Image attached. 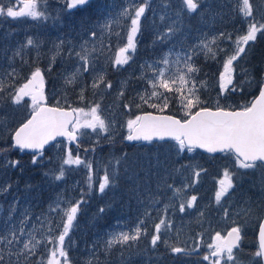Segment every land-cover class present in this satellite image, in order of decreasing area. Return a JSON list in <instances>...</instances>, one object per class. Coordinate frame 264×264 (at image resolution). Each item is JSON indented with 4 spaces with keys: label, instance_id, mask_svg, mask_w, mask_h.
<instances>
[{
    "label": "snow or ice",
    "instance_id": "snow-or-ice-1",
    "mask_svg": "<svg viewBox=\"0 0 264 264\" xmlns=\"http://www.w3.org/2000/svg\"><path fill=\"white\" fill-rule=\"evenodd\" d=\"M90 3L91 0H64V7L71 11ZM238 3L239 7L234 10L245 20L246 31L235 40L231 33L220 32L211 37L202 34L203 38L194 45L181 44L180 47L185 49L184 51L174 52L173 49L177 45L173 44L159 58L141 65L142 73L139 79L146 80L149 87L137 93L138 103L135 107L140 109L147 105L156 112H143L129 118L125 125L127 134L122 137L129 142L156 143L160 146L171 141L173 143L168 144V149L176 156L202 149L207 153H222L231 157L232 167H225L222 170V178L218 180V188L214 195V203L222 210L223 218L230 220L231 226L223 234L215 231L211 242L207 243L209 251L202 255V259L208 264H244L243 242L247 236V222L251 217L256 220L258 248L250 254L248 264H264V76L257 79L251 69L241 67V79L236 80L237 62L246 55V48L250 42L257 40L258 34L264 36V11L257 18L254 0H238ZM46 5L47 0H0V17L47 20L49 16ZM161 7L172 10L175 19L167 17L171 23L165 24L163 30L155 29L153 46L164 45L173 40L180 31L181 16L192 13L199 15L211 6L206 0H179L177 4H172L171 0H162ZM150 10L152 15H156L151 0H128L116 16H109L103 24L87 29L77 42L59 40L54 45L56 55H60L63 49L66 55L76 62L73 70L64 77L65 87L79 83V99L83 101L87 87L83 82V76L84 73H91V88L94 95L112 89L113 84L107 79L106 71L103 68L97 70L96 65L105 49H111L110 41L113 36L126 41L122 46H118L116 55L111 60L113 69L128 65L133 60L137 52L138 37H142L145 31L142 20L147 19L146 13ZM159 19L165 21L166 12L161 14ZM121 21L126 23L122 25ZM114 25L121 30H115ZM121 31L125 33L123 37ZM225 39L232 41L234 47L231 51L220 47L218 41ZM39 47L37 41L28 37L26 43L13 53L12 59L20 57L22 62L27 63L23 57L24 48ZM201 53L210 59H216L218 55L223 54L222 71L218 80L220 95L244 92L245 87L252 85L257 86L258 95L239 107L222 106L219 98L216 99L214 107L207 106V101L200 96V88L207 87V82L197 81L196 76L200 73V68L193 60L194 56ZM39 55L37 52V59ZM56 55H53L49 62L47 69L49 72L52 70L51 64L55 61ZM173 56L175 60L172 59ZM148 73H151V76L147 75ZM5 75L11 79L6 83L0 78V104L7 102L13 106L26 108L28 115L24 121L12 127L6 108L0 109V138L6 134L11 140L7 148H0L2 158L0 167L21 168L20 160L7 157L6 154L11 149L32 151L31 163L38 164L45 156L46 146L51 145L54 148L59 146L58 137L66 138L69 144L75 142L79 149L82 144L81 137L89 135V132L83 130H91V133L95 134L96 146L99 145L101 137L109 140L113 138L114 122L103 116L100 102L91 103L87 108L71 105L65 107L59 100L50 105L45 94V74L39 66H36L24 82L18 85L15 83L18 78L15 68ZM125 85L126 82L116 93L121 100L125 95ZM172 98L178 99L185 118L165 114ZM123 107L129 112L132 110L130 104H124ZM89 151L94 152L95 146L84 148L85 153ZM126 160L127 154H124L123 158H113L109 162L111 172L105 167L103 176L94 184L93 163L82 159L78 152L74 156L71 148L66 147L59 166L45 175H51L54 181H63L66 177V166H83L87 169L88 193L95 190L99 195L106 196L118 187L121 179L120 170ZM165 171L166 176L160 178L155 191L148 188L139 193L142 202L147 204L143 218L138 219L131 232L119 231L109 234V238L104 242L105 253L110 252L116 245L130 248L142 236H148L146 220L152 215L148 208H155L161 204L162 196L168 203H164L159 209L158 219L152 224L151 247L157 249L158 245L162 244L168 253L177 257L200 251L203 233H198L194 238L196 247L193 248L172 242L171 234L174 233L178 239L182 230L174 229L169 209L175 208L172 201L177 199L179 203L177 210L181 214L196 206L197 196L185 197L184 194L187 189L199 183L201 174L207 170L199 165L180 164L179 167L173 165ZM185 171L190 173V182L183 183L180 187L168 182V177L174 175H180L188 181L189 177L185 175ZM253 177L256 179L253 180ZM130 180L134 185L133 192H136L135 173ZM245 180L250 181L251 189L255 190L258 196L255 200L241 198L234 201L233 198ZM11 188L12 184L0 185V194L7 193ZM168 191H171V196L167 195ZM86 195L83 190L80 198L75 200L59 195L48 205L46 212H41L34 218L31 211L25 209L18 221L12 220L16 204L19 203L14 202L9 207L8 222L0 230V264H72L68 255V248L72 244L70 233L79 226L78 217L84 213L83 206L88 202ZM230 201L232 203H229ZM110 206L106 204L99 207L96 215L105 213ZM200 216L203 217L204 213L200 212ZM33 219L35 223L32 222ZM47 245L52 247L48 248ZM42 246L46 255L41 252ZM86 264H99L95 246L92 257Z\"/></svg>",
    "mask_w": 264,
    "mask_h": 264
},
{
    "label": "rangeland",
    "instance_id": "rangeland-1",
    "mask_svg": "<svg viewBox=\"0 0 264 264\" xmlns=\"http://www.w3.org/2000/svg\"><path fill=\"white\" fill-rule=\"evenodd\" d=\"M151 2L156 15H152L150 10L146 13L147 19L142 20L145 31L142 37H138L137 52L133 60L128 65L113 69L111 60L115 57L118 46H122L126 42L124 39L118 40L113 36L110 41L111 49H105L96 65L97 70L103 68L106 71L107 79L112 82L113 87L106 92H97L94 95L91 88L92 74L84 73L83 82L87 87L83 101L79 99V83L67 87L64 85V77L75 67V60L70 59L63 49L60 55H56L54 45L59 40L77 42L80 37L84 36L87 29L103 24L109 16H116L121 8L128 3V0H91L89 5L71 11L64 7V0H47L46 11L49 16L47 20H32L27 17L17 19L0 17V78L7 83L11 78L5 74L10 72L12 68L18 72V78L15 81L17 85L23 83L25 78L29 76L34 69L32 68L33 65L27 67V64L22 62L20 57L13 60L12 55L21 45L26 43L28 37H32L39 43L40 47L39 49L24 48L23 57L29 64L38 61L37 66L44 71L45 94L48 96V103L53 105L59 100L65 107L71 105L72 107L87 108L91 103L100 102L103 116L114 122L113 138L111 140L104 137L99 138L98 146H96L95 134L91 133V130H83L89 132V135L81 137L82 144L79 149L74 144H69L67 140H60L59 146L50 147L46 150L45 156L36 165L31 163L33 154L8 152L6 155L9 159L21 161V168L0 167V185L12 184V188L7 193L0 194V230L8 222L9 207L16 201L19 203L16 204V212L12 216L13 221H18L25 209H29L34 218L39 216L41 212L47 211L48 205L59 195L75 200L80 198L81 190L87 194L85 198L88 202L83 206L85 211L78 217L79 226L70 233L72 244L68 248V255L72 264H86V261L92 257L94 246L99 264H208L202 259V255L209 251L206 247L207 243L211 242L215 231H220L223 234L231 226L230 220L223 218L222 210L214 203V195L218 188V180L222 178V170L225 167H232L231 157L222 153L211 156L198 150L176 156L174 152L168 149V144L173 142L165 143L163 146L147 143L139 145L137 149L133 147L123 149L120 148V139L123 140L122 137L127 134L125 125L129 118H134L135 115L144 111L156 112L155 109L147 105L140 109L135 107L138 103L137 93L143 92L149 87L146 80L139 79L142 73L141 65L159 58L173 44L177 45L173 49L174 52L184 51L185 49L180 47L181 44L194 45L203 38L202 34L211 37L220 32L231 33L233 40H235L238 35H242L246 31V22L239 12L234 10V8L239 7L238 0H206V3L211 7L204 12L199 15L192 13L181 16L180 31L173 40L164 45L153 46L152 40L155 29L163 30L165 24L171 23L167 17L175 19V14L172 10L161 7L162 0H151ZM178 2L179 0H171L172 4ZM254 8L255 14L259 18L261 12L264 11V0H254ZM165 12L166 20L162 22L159 16ZM238 15L241 17L240 20L237 18ZM125 23V21H121L122 25ZM113 27L117 31L121 30L116 25ZM124 34V31H121V37ZM218 43L221 48L229 51L234 47L232 41L226 39L220 40ZM37 52L40 53L39 59H37ZM53 55H56V59L51 64L52 70L49 72L47 69ZM172 59L175 60V56ZM200 59H206L212 65L208 68L201 64ZM193 60L200 68V73L196 76L197 81H206L207 87H203V89L214 92V94L205 93L202 95V88H200L201 99L206 100L212 96V104H207V106L214 107L216 99L219 98L222 106L234 107V104L231 103L232 93L222 96L218 86L223 54L218 55L216 59H210L201 53L199 56H194ZM217 63H219L218 67L220 68L218 73L214 70ZM180 66L183 67L182 64ZM206 74L208 76L213 74L217 80L214 81L205 76ZM147 75L151 76V73ZM240 79L241 74L237 68L236 80L239 81ZM125 82V95L121 100L116 93ZM101 89H103V85ZM240 93L239 91L236 92V97H239ZM173 101L178 105L180 114L184 117L178 99L172 98L169 105ZM242 103L245 105L248 102ZM124 104H130L132 110L130 112L126 110L123 107ZM5 108L12 127L24 121L28 115L26 108L13 106L7 102L0 104V109ZM7 143L10 145L11 140L5 134L3 138H0V148H7ZM92 146H95L94 152H84V148H91ZM66 147L71 148L74 156L78 152L82 159L93 163L94 184L103 176L105 167H108L111 172L109 162L113 158H123L124 154H127V160L120 170L121 179L118 187L106 196L99 195L95 190L88 193L87 169L83 166H66V177L63 181H54L51 175L46 176L45 173H50L59 166ZM180 164L199 165L207 171L201 174L199 183L187 189L184 194L185 197L197 196L194 208L187 209L185 213L181 214L177 210L179 207L178 199L172 201L175 208H170L169 214L174 221V229L182 230L178 239L174 233L171 234L172 242L193 248L196 247L194 238L197 237L198 233H203L200 251L188 256L177 257L168 253L162 244L158 245L157 249L151 247L152 224L158 219L159 209L164 203H168V200L162 196L161 204L156 205L155 208H148L152 214L146 220L149 235L142 236L130 248L116 245L110 252L105 253L104 242L109 238V234L119 231L131 232L138 219L143 218L147 204L142 202L139 193L148 188L155 191L160 178L166 176L165 169H170L173 165L179 167ZM125 171H127V175H125ZM133 173L136 174V192H133L134 185L130 180ZM185 175L189 177L188 181H185L180 175H174L168 177V182L180 187L183 183L191 180L189 171H185ZM252 179L255 180L256 177ZM167 195L171 196V191H168ZM257 196L258 193L250 187V181L245 180L233 199L234 201L241 198L255 200ZM106 204L111 206L107 207L105 213L97 216V209ZM200 212L204 213L203 217L200 216ZM32 222L35 223V219ZM57 231L59 230L57 229ZM257 234L256 220L251 217L247 222V236L243 242L244 255L242 259L244 264H248L251 259L250 254L258 248ZM67 243L66 240V246ZM47 247L50 248L52 245H47ZM41 252L46 255L43 246Z\"/></svg>",
    "mask_w": 264,
    "mask_h": 264
},
{
    "label": "trees",
    "instance_id": "trees-1",
    "mask_svg": "<svg viewBox=\"0 0 264 264\" xmlns=\"http://www.w3.org/2000/svg\"><path fill=\"white\" fill-rule=\"evenodd\" d=\"M238 20L241 19L240 15H238ZM200 62L202 65H206L208 68L212 65L210 61H206V59H200ZM238 64V71L240 72L241 67L249 68L253 71L255 77L257 79H261L262 76H264V36H261L258 34L257 40L255 42H250L249 46L246 48V55L241 58L240 61L237 62ZM219 63H217L216 68L214 69L216 73L219 72L220 68L218 67ZM205 76L212 78L214 81L217 80V77L213 76V74H209V76L206 74ZM208 93L214 94L212 90L206 91L205 89H201V94ZM258 94V88L256 85H252L251 87H245L244 92H241L239 97H236V93H232V102L234 104V107L242 106V102H249L251 99H253ZM204 97V96H203ZM207 104H212V96L206 99ZM155 112V111H154ZM166 113H171L177 116L182 117L180 114V109L177 104L174 103V101L169 105V108L167 109ZM121 145L120 148H129L133 147L134 149H137V147L140 144L137 145H129L124 142V139H120ZM9 146L8 143L6 145ZM9 152L12 153H18L22 152L18 149H11Z\"/></svg>",
    "mask_w": 264,
    "mask_h": 264
},
{
    "label": "water",
    "instance_id": "water-1",
    "mask_svg": "<svg viewBox=\"0 0 264 264\" xmlns=\"http://www.w3.org/2000/svg\"><path fill=\"white\" fill-rule=\"evenodd\" d=\"M147 112H151V111H147ZM153 113H155V112H153ZM165 114H166V115H171V114H169V113H165ZM176 117H177V116H176ZM177 118H180V117H177ZM59 139H66V138L58 137L57 140H59ZM124 141H125V143H127V144H132V145H134V144H139V143H143V142H129V141H126V140H124ZM72 144H75V142H72ZM50 146H51V145L46 146L45 150H46L48 147H50ZM197 150L201 151L202 153H205V154H208V155H212V156H215V155H217V154H221V153H215V154L207 153L206 151H204V150H202V149H197ZM23 152L26 153V154H33V152L30 151V150H25V151H23Z\"/></svg>",
    "mask_w": 264,
    "mask_h": 264
},
{
    "label": "flooded vegetation",
    "instance_id": "flooded-vegetation-1",
    "mask_svg": "<svg viewBox=\"0 0 264 264\" xmlns=\"http://www.w3.org/2000/svg\"><path fill=\"white\" fill-rule=\"evenodd\" d=\"M38 63H39L38 61H36V62L34 61L32 64H31V63L29 64V62H27L26 64H27V67L33 65L32 68H35V67L37 66Z\"/></svg>",
    "mask_w": 264,
    "mask_h": 264
}]
</instances>
